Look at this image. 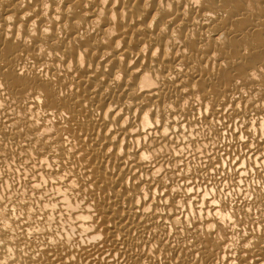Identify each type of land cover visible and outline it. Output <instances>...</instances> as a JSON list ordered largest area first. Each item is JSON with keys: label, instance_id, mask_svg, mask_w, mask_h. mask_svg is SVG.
<instances>
[{"label": "bare ground", "instance_id": "6f19581e", "mask_svg": "<svg viewBox=\"0 0 264 264\" xmlns=\"http://www.w3.org/2000/svg\"><path fill=\"white\" fill-rule=\"evenodd\" d=\"M0 264H264V0H0Z\"/></svg>", "mask_w": 264, "mask_h": 264}]
</instances>
